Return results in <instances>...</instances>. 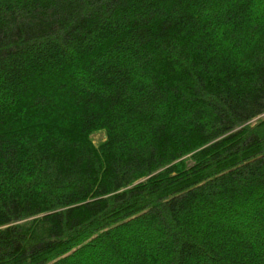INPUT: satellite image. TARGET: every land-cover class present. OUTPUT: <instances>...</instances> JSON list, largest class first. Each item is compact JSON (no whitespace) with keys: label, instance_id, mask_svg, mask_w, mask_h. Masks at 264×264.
<instances>
[{"label":"trees","instance_id":"1","mask_svg":"<svg viewBox=\"0 0 264 264\" xmlns=\"http://www.w3.org/2000/svg\"><path fill=\"white\" fill-rule=\"evenodd\" d=\"M0 264H264V0H0Z\"/></svg>","mask_w":264,"mask_h":264},{"label":"rangeland","instance_id":"2","mask_svg":"<svg viewBox=\"0 0 264 264\" xmlns=\"http://www.w3.org/2000/svg\"><path fill=\"white\" fill-rule=\"evenodd\" d=\"M91 138L95 144H97L99 141L104 139V133L103 132H95L91 135Z\"/></svg>","mask_w":264,"mask_h":264}]
</instances>
